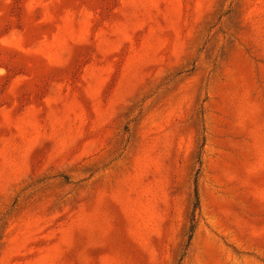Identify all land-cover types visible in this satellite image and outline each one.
I'll use <instances>...</instances> for the list:
<instances>
[{"label": "rangeland", "instance_id": "obj_1", "mask_svg": "<svg viewBox=\"0 0 264 264\" xmlns=\"http://www.w3.org/2000/svg\"><path fill=\"white\" fill-rule=\"evenodd\" d=\"M0 264H264V0H0Z\"/></svg>", "mask_w": 264, "mask_h": 264}, {"label": "trees", "instance_id": "obj_2", "mask_svg": "<svg viewBox=\"0 0 264 264\" xmlns=\"http://www.w3.org/2000/svg\"><path fill=\"white\" fill-rule=\"evenodd\" d=\"M195 196H196V201H195V204H194V211L197 210L198 207H199L197 190H195ZM191 232H192V230H191Z\"/></svg>", "mask_w": 264, "mask_h": 264}]
</instances>
